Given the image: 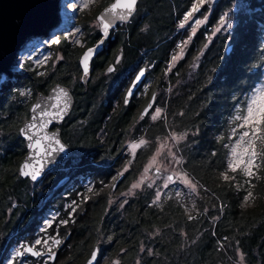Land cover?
Instances as JSON below:
<instances>
[{
    "label": "trees",
    "instance_id": "16d2710c",
    "mask_svg": "<svg viewBox=\"0 0 264 264\" xmlns=\"http://www.w3.org/2000/svg\"><path fill=\"white\" fill-rule=\"evenodd\" d=\"M193 1L137 0L130 20L120 23L114 32L110 29L102 42L105 48L91 59L86 83L78 78V60L70 70H50L42 82H36L35 71L27 69L25 74L18 73L14 82L4 83L0 89V264L13 244H32L38 235L43 239L44 233L61 238L53 260L50 256L43 262L15 255L16 262L81 264L96 243V264H224L234 247L244 254L246 264H264V179L256 181L253 188L257 203L242 208L243 186L235 185L234 179L225 181L221 175L229 172L232 136L242 129L235 117L245 114L249 97L263 83L264 0H247L248 12L233 14L231 30L214 34L211 30L230 8V0L214 2L206 22L194 32L191 21L203 17L208 7L193 12L192 19L177 27ZM86 37L80 52L98 41L99 30H89ZM64 45L58 43L54 49L65 60ZM176 53L179 58L170 64V56ZM117 54L120 57L114 69L118 73L122 65L124 75L118 85L111 86L112 76H106L103 69ZM142 63L151 65L150 83L162 109L154 123L148 119L136 123L135 105L123 108L119 102L116 110L110 108L114 90ZM31 81L33 94L55 82L70 88L75 105L72 118L70 115L64 124V139L75 138L72 149L92 155L95 161L74 173L73 182L77 183L54 206L59 214L42 232L37 229L42 209H38L35 183L18 173L25 152L17 131L21 122L15 128L6 125L12 115L11 104H17L13 87L18 90ZM171 133L184 136L173 142L172 151L196 184V193L172 184L164 188L158 181L149 187L143 181L123 203H108V188L101 189L100 181L108 182L126 165L119 187H128L141 174L155 138L172 140ZM140 137L147 143L127 152L126 142ZM257 148L258 173L264 176V141L260 139ZM76 177L90 178L96 193L86 199L85 192L77 196L82 186ZM156 190L161 193L158 201ZM69 199H75L72 217L68 214L71 206L63 209ZM189 215L195 219L189 220Z\"/></svg>",
    "mask_w": 264,
    "mask_h": 264
},
{
    "label": "rangeland",
    "instance_id": "374dc122",
    "mask_svg": "<svg viewBox=\"0 0 264 264\" xmlns=\"http://www.w3.org/2000/svg\"><path fill=\"white\" fill-rule=\"evenodd\" d=\"M105 1L106 0H91V2H89V0H61L60 9L63 7L64 4H65L64 7L66 8L64 20L61 21V19H60V22L58 24L54 25V27H57L55 30L49 31L48 33L42 32L38 36L31 38L27 42L25 49L23 51H20L18 54L19 63L11 69V76L8 77L4 74L1 75V77H0V89L2 88L3 85H5L4 83L7 81L14 82V80H16L15 77L19 75L18 73H24L25 74L26 73L25 71L27 69L35 71V76H36V78H38L36 80V82H42V80L46 79L48 72L50 70L65 68L63 71H66V70H70L71 68H73L74 61L78 60V58H79V55L81 53L80 52L81 48L87 42L86 35H87L88 31L89 30L94 31L96 29L99 30V24H98V21L96 20V15L105 6L103 4ZM84 4H88V7L82 8L81 6ZM194 4H198V0L193 1L191 8L184 13L182 19L177 24V27H181L180 25L182 22L185 25L184 17L187 13L191 12L193 14L192 8H193ZM212 4H213V2H211V0H204V3L199 5L198 11H201L202 7H205V6H206V8L208 7V10L203 17H198V18H195L194 20L191 21L192 30L197 28V26H199V25H204V23L206 22V20L208 18L209 13L211 12V10L213 8ZM247 4H248L247 0H230V8L225 13L227 15L223 14V16L225 17V20H226L225 26L220 31H217L216 29L218 27H220V24H219L220 20H219L217 25L211 30V34H214L215 32H229L231 30V27L235 24V19H233L234 18L233 14L238 12V11L241 12L243 10H244V12L245 11L248 12V8L246 7ZM59 13H60V11H59ZM189 19H192V18L190 17ZM196 21H201V23L197 24ZM84 22L86 24L85 26H84ZM228 22H230V24H231L230 27L227 26ZM119 24L120 23L116 24L113 28H111L112 32L119 29ZM62 40H64V41H62ZM62 42H63V44H65L64 46L66 48L65 60L62 56V53L60 51L54 49V48H56L55 45H57L58 43L60 44ZM179 44H180V42L177 43V45H179ZM102 47L105 48V46H102ZM173 56H178V54L176 53V54H172L170 56V64H172L174 62L172 60ZM119 57H120L119 54H117L114 57L113 62H112L114 65L119 61ZM109 63L110 62H108L107 64H109ZM122 68H123V66L121 65L120 71L118 73L114 69L110 74H105L106 76H112L111 78L113 80H111V83H112L111 86L117 85L120 81L119 78L123 77L124 74L121 72ZM78 78H81V72L78 74ZM149 84H150V80H149V82L146 81L145 85H144V89ZM13 89H14L13 93H12V96L14 97L13 101H15L17 104H13V103L11 104L10 108L12 111V115L7 118L6 125H8L9 127L15 128V127H17V125L20 122H22L27 117L26 116L27 115V109H28L29 103L31 102V99L33 97L34 89L32 86V81L26 83L25 85H23L21 87H19L18 90L15 89V87H13ZM257 90H264V75H263V83L257 85V87L255 88V90L253 91V93L250 96V97H252L255 95L257 97V103L255 105H253L254 108H259L261 106V104H264V100L260 99L261 96H264V91H257ZM22 92L25 94L21 95ZM12 96L10 95L9 99H11ZM250 97L248 99L247 106L251 103ZM3 100H5V99H3ZM18 104L20 106L19 108H18ZM247 106H246V109H247ZM155 108L161 109V107L158 104L154 107V110H155ZM7 109L8 108H5L4 111H6ZM154 110L152 112H154ZM161 113H162V109H161ZM245 114H246V111H245ZM72 116L73 115L71 114L70 118H72ZM148 121L150 123H154L156 120L155 121L152 120L151 115H149ZM241 123H242V121H239L237 126L239 127V125ZM17 129H18V127H17ZM245 130H248V129L242 128L241 131H239L236 135L232 136V140L230 141V144L228 147L229 150H228V155H227V170L229 171L228 172L229 177H235L234 178L235 185L243 186V188H244V193H243L242 198L240 200L241 207L242 208H251L257 203V200H258V196L253 193L254 185L256 184V181L264 179L263 178L264 176L260 175L258 173L259 162H258V155H257V149H258L257 144H258V141L260 139L254 138V149L256 152V156L251 157L255 162V169H254V176L253 177H251V178L247 177L239 169L236 172H232L228 167L230 162H232L238 158H243V159L250 158V153L248 155H245V153H244V142L240 140V133L242 131H245ZM259 135L260 134L258 133V136ZM173 136L178 137L179 135L175 134V133H171V138ZM141 139L145 140L144 137L143 138L140 137L136 141L129 140L128 142H126L125 145H126V149L128 150L127 152H129L130 150L133 151V149H131L129 147V145H131L133 143H138ZM155 139H156L155 140L156 144H155L154 150H153L152 154L148 157L146 163L144 164L141 174L138 175V177H136V179L134 181H131V183L129 184L128 187L121 188V187H119V185H120L119 184L115 190H112L111 185L114 181L115 176L110 178L108 182L100 181L101 189L105 190V188H108V190L105 191V194H106L105 196L108 200L107 201L108 203H111L115 200H119L120 204L123 203L125 198L129 195V190L131 189V185L134 183H137L139 181L147 182L146 183L147 185H150V184L153 185L154 183H156L158 181L160 183V185L163 187L164 183L166 182V177L168 176V174H172L174 177V180H176L177 176L185 173L184 170L181 168L180 164H175L173 162L174 154L172 151V146L177 140H175L173 138H172V140H170V138H168V137H163V138L156 137ZM247 139H249V138L246 137L245 140H247ZM65 141L67 143L75 146V144H74L75 138H69V139L66 138ZM234 147L236 148V152H237V156H235V157L232 154V150ZM74 158H76L75 153L72 155V159H74ZM109 162H110V160H106V164H109ZM242 167H243V165H242ZM125 168H126V165L123 168L122 167L120 169L118 168L116 171V177L119 173L123 172ZM148 168H159L164 172V174L161 175L160 177L151 178L150 173L148 171L147 172L145 171ZM71 171H74V168H72ZM76 178H79V177H76ZM249 180H251L250 184L246 182ZM46 182H47V180L43 181L42 183L32 182V183H35L32 186H33V189L35 190V192L37 193V195L40 197V200H41V197L45 193H47V191L49 189V186L47 184H45ZM79 182H80V185L82 186V189L77 191V193H76L77 196H80L82 193L85 192L84 198L86 199L87 196H89L90 194L96 193V190L94 189V186H93L94 185L93 181L90 180V178H87V177L86 178H79ZM191 182L193 184H195L193 181H191ZM75 183H77V182H73L70 187L72 188L73 185H75ZM51 184H52V182L49 183V185H51ZM172 185H176L178 188H180L182 186L186 190H189L194 194L196 193L195 191H192L189 187L185 186L183 183H180L179 181L172 183ZM53 186H52V188H53ZM52 188L50 189V191L52 190ZM89 188H92L93 191L89 192L88 191ZM133 190L134 189H131V193L133 192ZM248 191H251L253 193V196L250 197V199L247 203H245L244 197ZM49 192H48V194H49ZM157 192H159V190H156L155 195L157 194ZM155 199H156V197H155ZM74 201H75V199H72V200L69 199L68 201H65V205L63 206V209H65L68 206H71V209L69 210V213H68L69 217H72L71 216L72 209L75 206ZM41 213L42 214H40V216H39V218H40L39 219V225L37 227L38 231H40V232L44 231L46 227H49L50 224L53 223V221L55 220V218L59 214V209H57L56 207L49 206L47 209H44ZM55 234L56 233H54L53 235H50L48 233H44L43 239H40V236L38 235L35 238V240L33 241L35 246H32L33 243L31 244V246L36 251H39L42 249L43 254H45L46 250L50 247V251H48V252L51 254V253H53L54 248L61 243V238ZM37 240H40L41 244L37 245L35 243ZM54 240H59L60 243L56 244V243H54ZM44 241H47V243H44ZM25 245H27L25 242L13 244V246H11V248H9L6 256L3 258L2 264H8V261L10 259L14 261V264L15 263L29 264V262H27L25 260H20V261L16 262V260L14 258L15 253L17 251H22V249L24 248ZM49 256L50 255L47 254L41 260L43 262H45ZM224 264H246L244 254L241 252V250L239 248L234 247L233 248V255H230L228 262L224 263Z\"/></svg>",
    "mask_w": 264,
    "mask_h": 264
},
{
    "label": "water",
    "instance_id": "95a60500",
    "mask_svg": "<svg viewBox=\"0 0 264 264\" xmlns=\"http://www.w3.org/2000/svg\"><path fill=\"white\" fill-rule=\"evenodd\" d=\"M61 0H0V76L2 74L6 76H11V69L19 63L18 54L20 51H23L26 47L27 42L32 38L38 36L40 33L44 32V29H48L53 27L58 20V9L60 6ZM218 0H211V2H217ZM117 0H111L108 4H106L96 15V20L99 24V33L100 38L98 41L87 48H85L79 55L78 64L81 70V81L84 83L89 77L90 70V61L94 58L102 49V42L108 36V32L111 28H113L118 23L128 22L130 20L129 17L127 20H120L116 17L121 10L118 8L116 13H107L108 18H112V26L108 29L107 34L105 35L103 28L101 26L100 21L97 19L98 16L104 15L107 9H110L113 4H115ZM135 12V11H134ZM134 14V13H133ZM132 14V15H133ZM93 49V53L90 56V59L87 61V74H85L84 65L81 63V60L84 56V53L88 49ZM231 49V45H228L226 48V52L228 53ZM109 68L114 70L115 66L113 63L107 64L103 72L105 74H110L112 71H109ZM144 70V66H142L134 75L129 86L125 90V93L122 98V103L126 106L132 96L134 95L138 86L142 83L144 79V75L137 81L136 77ZM63 89L68 93L67 98L59 96V90ZM131 89V95H129V90ZM154 93L148 100V102L144 105L141 114L144 109L153 102ZM127 98L128 102L125 103V99ZM65 99L67 100V107L64 112H62L59 116H44L43 112H57L59 111V107H55L59 105L60 107L64 106ZM74 104V99L69 89L61 84L54 83L51 85L46 93L37 92L35 94L34 100L29 106L28 116L25 118L18 126V135L23 142L24 154L21 157L18 164V173L19 176L23 179H28L30 182H38L42 177L50 171L52 168L59 165L62 161L69 158L72 155L71 148L60 138V131L58 128L52 129L53 127L60 126L64 120L69 116L72 107ZM39 106V107H37ZM41 122L46 123V127L43 129L39 128ZM32 124H36L37 127H32ZM35 134V135H33ZM33 136V140L41 139V143L43 147L39 150L35 148H30L29 145L33 143L32 140H29L27 137ZM55 136L56 139L60 141V144L63 146L64 151L59 152L58 150L53 152L51 156L47 154V152L57 147L55 143H49L44 137ZM39 161V163H37ZM25 164H31L36 168L40 169V175L37 177L35 181H33L30 177H26L21 175V169ZM31 171V168L25 169ZM147 171L150 173L151 178L160 177L163 174V171L159 168H148ZM172 175V174H168ZM173 176V175H172ZM124 177L123 175H117L116 179H114L111 189L115 190L116 187L120 184ZM65 178H61L52 188V190L47 194L45 199L52 195V193L61 185L64 184ZM31 246L30 244L25 245L24 247ZM34 251H36L33 248ZM94 250H98L97 258L93 262L96 264L99 257V248L96 243H94L86 258L83 260L81 264H87L88 260L91 258L92 252ZM23 251V249H22ZM25 255L31 256L34 259L38 256H33L31 253H24ZM52 254V253H51ZM50 254V260L52 261L54 256Z\"/></svg>",
    "mask_w": 264,
    "mask_h": 264
},
{
    "label": "snow or ice",
    "instance_id": "6c2138e0",
    "mask_svg": "<svg viewBox=\"0 0 264 264\" xmlns=\"http://www.w3.org/2000/svg\"><path fill=\"white\" fill-rule=\"evenodd\" d=\"M89 2H91V0H89ZM204 0H198V4H194L193 8H192V12H196L199 10V5L203 4ZM136 5H137V0H117V2L115 4H113L111 6L110 9L106 10V13L104 15L98 16L97 19L100 21L101 26L103 28V31L105 33V35L108 32V29L112 26V18H108L107 17V13L111 12V13H116V10L119 8L121 10V12L114 18H118L120 20H127L129 17L132 16V14L134 13V11L136 10ZM82 8H87L88 4H84L81 6ZM192 13H187L184 17V21L186 22L190 17H191ZM227 15V14H225ZM197 24L201 23V21H196ZM220 27H218L216 30L220 31L226 24V20L225 17L222 16L220 18L219 21ZM181 27L184 26V23L182 22ZM228 27L231 26L230 22H228L227 24ZM195 31V29H193V32ZM190 39V38H189ZM187 43V42H184ZM93 49H88L85 53L84 56L81 60V63L84 65V70H85V74H87V61L90 59L91 54L93 53ZM179 57L178 56H173L172 60L175 61L177 60ZM170 70V68H169ZM109 71H112V68H109ZM144 75V70H141V72L137 75L136 79L137 81L140 80V78ZM257 91H264V90H257ZM25 93H21V95H24ZM129 95H131V89L129 90ZM59 96L60 97H64L67 98L68 93L66 91H64L63 89L59 90ZM155 99V98H154ZM261 100H264V96L260 97ZM250 101L251 103L247 106L246 109V114H240L237 115L235 117L236 120H240L242 121V123L239 125L240 128H247L248 130L242 131L240 133V140L244 142V153L245 155H248L250 153V158L248 159H243V158H238L232 162L229 163L228 167L232 172H236L238 169L240 171H242L247 177L251 178L254 176V169H255V162L251 157H255L256 156V152L254 149V138H259L262 141H264V104H261V106L259 108H254L253 105H255L257 103V97L254 95L252 97H250ZM128 100L127 98L125 99V103H127ZM39 107V106H37ZM55 107H59V111L57 112H43L42 115L44 116H59L62 112H64L66 110L67 107V100L65 99V103L63 107H60L59 105H56ZM153 108V104L150 103L143 111V113L141 114V118L143 119L144 116L146 115H151L152 120H157L160 115H161V109L159 108H155L154 112L150 113V109ZM32 127H37L36 124H32ZM44 127H46V123L41 122L39 125L40 129H43ZM235 132V129H234ZM258 133L260 134L258 136ZM35 135V134H33ZM249 138L247 140H245V138ZM29 140H32L33 143H31L29 145L30 148H35L37 150H39L41 147H43L42 143H41V139H35L33 140V136H28L27 137ZM175 140H183L184 136L180 135V136H173L172 137ZM44 139H46L49 143H55V145L57 147H54L52 149H50L47 154L49 156H51L53 154V152L55 151H59V152H63L64 148L63 146L60 144V141L58 139L55 138V136H51V137H44ZM147 142L144 139H141L138 143H133L131 145H129V147L133 150L140 148L142 145L146 144ZM232 154L233 156H237V152H236V148L234 147L232 150ZM173 162L175 164H180L182 161L179 158H176L175 156H173ZM37 163H39V161H37ZM243 165V167H242ZM31 168V171L25 170V169H29ZM124 171H127V168L124 169ZM147 172V169L145 170ZM124 173L121 172L118 175H123ZM21 175L26 176V177H30L33 181H35L37 179V177L40 175V169L34 167L31 164H25L24 167L21 169ZM223 179L225 181H228L230 179H234L235 177H229V175L227 173H222L221 174ZM114 179H116V177H114ZM176 181H179L180 183H183L185 186L189 187L192 191H195L196 189V185L193 184L191 182V180L188 178L187 174H181L179 176L176 177V180H174V177L172 175H169L166 177V182L164 183L163 187L167 188L169 187L170 184L175 183ZM143 181H139L137 183H134L131 185V189H135V188H139L140 184ZM247 183H251V180L246 181ZM149 187H152V185L150 184ZM131 189L129 190V194L131 193ZM89 192L93 191L92 188L88 189ZM177 196L180 195V192L178 191L176 193ZM253 196V193L251 191H248L247 194L244 197V202L247 203L250 199V197ZM160 199V193L157 192L156 194V200L158 201ZM155 203V201L153 202ZM76 209L73 208L72 211L74 212ZM189 220H193L195 219V217L189 215L188 216ZM63 223H67L66 221H64ZM37 245L41 244L40 240H37L35 242ZM44 243H47V241H44ZM54 243L59 244L60 241L59 240H54ZM31 253L33 256H40L42 255L41 252L39 251H34L32 246H27L23 248V251H17L15 253V255L17 257L22 256L24 253ZM97 254H98V250H94L92 252L91 258L88 260L87 264H93V262L96 260L97 258ZM52 256L55 255V253L51 254ZM8 264H14L13 260H9Z\"/></svg>",
    "mask_w": 264,
    "mask_h": 264
},
{
    "label": "flooded vegetation",
    "instance_id": "af4514ba",
    "mask_svg": "<svg viewBox=\"0 0 264 264\" xmlns=\"http://www.w3.org/2000/svg\"><path fill=\"white\" fill-rule=\"evenodd\" d=\"M144 66V79L142 81V83L138 86V88L136 89L134 95L132 96L130 102L124 106L123 103H122V98H123V95L125 93V90L127 89V87L129 86V83L131 82L132 78L134 77V75L136 74V72L142 67ZM151 72V65H147L145 63H142L140 64L139 67H137L129 76L128 74H126V78L124 79V81H122L123 83L121 84L120 88L114 90L113 92V95H111V97H113L111 99V103H110V108L112 110H116L118 108V103L121 102V106L123 108H127L128 106L130 105H135V109H134V113L135 111L138 113V116L136 117V123L140 124L142 123L144 120H147L148 119V116L149 115H146L144 116V118L142 119L141 118V111L144 107V105L148 102V100L150 99V97L152 96V94L154 93V97H153V108L150 109V113L154 110V107L157 105L156 104V89L152 88L151 86V83L144 89V85H145V82L150 80L149 78V73ZM88 80V79H87ZM86 80V81H87ZM81 81V79H80ZM86 81L84 83H86ZM82 82V81H81ZM55 83H59V82H55ZM54 84V83H53ZM51 84V85H53ZM62 84V83H61ZM49 85L47 87V89H42V90H39L40 92H43V93H46V91L48 90V88L51 86ZM64 85V84H63ZM118 85V84H117ZM66 86V85H65ZM70 93L72 94L70 88L68 86H66ZM123 90V91H122ZM39 91H36L34 94H33V97L31 99V102L29 103V106L31 105V103L33 102L34 100V97H35V94ZM122 93V95L120 94ZM142 93V94H141ZM141 95V96H140ZM73 96V94H72ZM155 98V99H154ZM74 99V104H73V107H72V110L69 114V116L71 115V113L73 112V108H74V105H75V98L73 97ZM28 110H29V107L27 109V116H28ZM69 116L67 118H69ZM66 118V119H67ZM66 119L64 120V122L58 126V127H53L52 129H55V128H58L59 131H60V138L62 139V141H64L72 150V155L75 153L76 154V158L72 159V155L65 159L64 161H62L59 165H57L56 167L52 168L50 171H48L43 177L42 179H40L37 183H42L43 181H46L47 179L46 178H50V181L47 180V182L45 184H47L49 186V189L47 191V193H45L42 197H41V200L38 204V209H42V211L44 209H47L49 206H56L57 203H59L61 197L63 196H66L67 195V192L69 189H71V184L73 183L74 181V172H76L79 168H88L89 166H92L93 164H95V161H93V157L92 155H87V154H80L76 151H74L72 149V147L70 146L69 143H67L64 139V135H66V133H64L63 135V129H64V124L66 123ZM79 166V167H78ZM72 168H74V171H71ZM76 170V171H75ZM68 172V173H67ZM116 177V176H115ZM61 178H65L64 180V184L61 185L60 187H58L53 193L52 195H50L49 197H47L44 201V198L46 197V195L48 194V192L50 191V189L52 188L53 185H55V183L60 180ZM52 182L51 185H49V183ZM67 183V184H66ZM41 211V212H42ZM64 222V221H63ZM53 253H55L53 251ZM43 254V253H42ZM50 255L49 252L43 254V255H40L38 256L37 258L35 259H39L40 260L46 255ZM25 256V254H23L22 256H19V257H23Z\"/></svg>",
    "mask_w": 264,
    "mask_h": 264
},
{
    "label": "bare ground",
    "instance_id": "6f19581e",
    "mask_svg": "<svg viewBox=\"0 0 264 264\" xmlns=\"http://www.w3.org/2000/svg\"><path fill=\"white\" fill-rule=\"evenodd\" d=\"M61 2V1H60ZM65 5V4H64ZM64 5H63V7L60 9V6H59V9H58V14H57V16H58V20H57V22H56V24H58L59 22H60V19H61V21H63L64 20V18H65V12H66V8L64 7ZM59 11H60V13H59ZM57 27H50V28H48V29H44L43 31V33H48L49 31H53V30H55ZM33 38V37H32ZM1 77V76H0ZM10 77V76H9Z\"/></svg>",
    "mask_w": 264,
    "mask_h": 264
},
{
    "label": "built area",
    "instance_id": "2783aa9c",
    "mask_svg": "<svg viewBox=\"0 0 264 264\" xmlns=\"http://www.w3.org/2000/svg\"><path fill=\"white\" fill-rule=\"evenodd\" d=\"M32 246H35L34 245V243H33V245ZM48 251H50V247L46 250V253L48 252ZM39 252H41L42 253V249L41 250H39ZM43 255V254H42ZM47 255V254H46ZM25 264V263H24Z\"/></svg>",
    "mask_w": 264,
    "mask_h": 264
},
{
    "label": "clouds",
    "instance_id": "9594fccd",
    "mask_svg": "<svg viewBox=\"0 0 264 264\" xmlns=\"http://www.w3.org/2000/svg\"><path fill=\"white\" fill-rule=\"evenodd\" d=\"M31 245V244H30Z\"/></svg>",
    "mask_w": 264,
    "mask_h": 264
}]
</instances>
